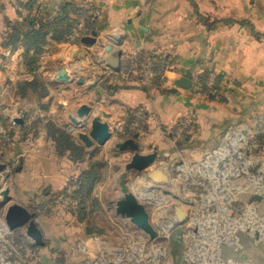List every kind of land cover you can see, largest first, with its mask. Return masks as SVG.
<instances>
[{"label":"crops","instance_id":"1","mask_svg":"<svg viewBox=\"0 0 264 264\" xmlns=\"http://www.w3.org/2000/svg\"><path fill=\"white\" fill-rule=\"evenodd\" d=\"M20 1L31 6L29 15L34 28L48 23H52V28L42 49L37 51L35 45L25 42L31 28L26 21L29 16L20 12L13 0H0V110L5 116L28 115L43 121L37 136H31L23 147L15 144L14 153L9 152L5 161L12 167V183L18 189L16 195L12 185L14 201L30 210L35 208V220L44 235L42 222H52V228H59L60 232L67 225H74L73 212L66 207L67 201H62L61 192L86 164L85 157L73 167L70 151L59 150L52 137L46 139L45 122L74 130L70 116L77 117L78 108L87 104L92 107V115H101L112 130V138L105 145L93 147L105 156H121L127 162L131 152L118 151L116 143L135 135L129 136L124 130L125 118L131 113L133 121L136 108L157 116L168 128L182 119L188 122V144H213L234 124L264 127V0ZM88 6L96 8L97 21L89 32L96 42L56 38L62 35L61 23L57 21L69 15L75 17V9ZM198 19L222 22L216 27V22L211 26L192 22ZM115 36L120 37V42ZM119 51L121 68L116 71L110 63ZM156 54L163 57L167 69L160 85L149 90L140 82L137 68L147 56ZM32 56L36 60L30 65L28 59ZM205 70L222 74L224 99L195 93L200 72ZM61 71H65L67 80L60 79ZM181 76L193 80L190 89L176 84ZM36 79L37 87L29 86ZM80 79L85 82L79 83ZM89 83L94 84L90 87ZM23 125L12 123L10 127L21 131ZM82 128L88 131L90 127L86 123ZM261 134L264 131L258 137ZM73 140L83 146L77 137ZM139 141L144 150L147 143L141 134ZM20 157L22 168L15 170ZM52 196L59 198L57 202ZM51 211H58L57 216ZM64 211L70 215L63 216ZM61 238L65 239L63 235ZM257 238L258 235L255 243L259 242ZM86 239L85 258L103 249L101 241ZM114 248L107 250L112 257L117 254ZM247 259L250 260L249 255L242 252V261Z\"/></svg>","mask_w":264,"mask_h":264},{"label":"rangeland","instance_id":"2","mask_svg":"<svg viewBox=\"0 0 264 264\" xmlns=\"http://www.w3.org/2000/svg\"><path fill=\"white\" fill-rule=\"evenodd\" d=\"M21 10L26 16L30 14L27 7ZM204 20L192 22L208 26L216 22L215 27L222 22ZM216 77L218 75L210 72L208 81L213 79L217 82ZM207 85L209 91V82ZM197 87L195 93L204 91L202 84ZM218 90L222 93L221 89ZM221 97L222 94L217 98L222 100ZM153 116L148 112L146 123L143 122V125L140 121L136 128V121L125 118L124 131L132 136V130L129 133L128 128L133 127L137 132L141 130L139 136L143 135L147 143L143 152H159L157 162L142 176L136 175V171L127 173L131 190L150 212L158 232L154 239L115 212L116 201L121 195V174L125 171L127 159L116 155L105 156L99 149L80 141L88 148L84 169L93 163L99 172L90 191V214L83 220L72 211L75 223L67 225L63 232L59 228L53 229L52 222H42L45 232L43 246L35 244L25 227L10 230L6 226L7 231H2L0 226V264H264V134L258 137L264 127L234 124L212 141L213 144L193 141L190 147V128L182 127L181 130V126L178 127L183 119L178 125L168 128L157 116ZM32 117L14 118L5 116L0 110V165L6 164L5 169L0 170V201L5 198L7 190L12 200L13 193L17 195L18 189L15 190L11 178L12 167L5 157L9 152L14 153L16 145L23 147L30 142L31 136L32 139L37 136L39 124L43 121L40 117ZM12 123L24 124L22 130L15 131L10 127ZM44 124L48 133L46 139H50L52 133L48 124ZM58 125L73 139L77 137L80 140L78 134L85 131L82 127L73 130ZM2 129L6 130L5 134ZM74 153L70 152L69 157L76 168L80 160L75 158ZM151 172L157 175L151 177ZM73 184L67 182V189ZM143 193L149 194V198H145ZM69 198L66 197L68 201ZM54 207H57L56 203ZM68 208L77 210L72 204H68ZM31 210L36 212L34 207ZM57 212L51 214L57 216ZM62 214L70 215L65 211ZM4 222V206H0V225ZM89 227L93 231H89ZM86 237L101 241L102 245H99L103 248L100 252L97 249L98 253L89 258L84 257ZM111 247H115L117 252L113 257L107 251ZM244 251L250 258L245 263L242 261Z\"/></svg>","mask_w":264,"mask_h":264},{"label":"water","instance_id":"3","mask_svg":"<svg viewBox=\"0 0 264 264\" xmlns=\"http://www.w3.org/2000/svg\"><path fill=\"white\" fill-rule=\"evenodd\" d=\"M115 39L118 42L121 40L119 36H115ZM96 40L95 37L89 35L82 38L83 42L91 44L95 43ZM107 50L111 51V47H107ZM121 54L122 51H119L111 59L110 64L116 71H119L121 68ZM60 74L61 80H67L65 71H61ZM84 82V79L79 80V83ZM93 84L89 83V86L91 87ZM176 84L179 87L190 89L193 85V80L188 76H181L176 81ZM92 114V107L83 104L77 110V117L71 115L70 118L76 128L82 127L86 123L89 124L90 128L87 132L81 131L78 134L80 140L86 146L91 147L94 144L105 145L112 138L110 124L101 115ZM103 116H107V113H103ZM116 149L120 152H131V157L125 164V171L121 174V195L116 201L115 212L118 216L130 220L151 239H154L158 232L151 221L150 212L147 205L131 190L127 173L128 171H136V175L142 176L145 170H148L157 162L159 152L157 150L143 152V146L139 141V133H135L133 137L117 142ZM5 167L6 164L0 165V170L5 169ZM21 168L22 158L20 157L19 161L14 165V169L20 170ZM7 172L9 173V171ZM156 175L155 172L150 173L151 177H155ZM0 206H4V220L10 230L25 227L27 235L33 239L36 245L43 246L45 244L43 231L36 222L34 213L26 206L12 200L8 190L6 191L5 198L0 201Z\"/></svg>","mask_w":264,"mask_h":264},{"label":"trees","instance_id":"4","mask_svg":"<svg viewBox=\"0 0 264 264\" xmlns=\"http://www.w3.org/2000/svg\"><path fill=\"white\" fill-rule=\"evenodd\" d=\"M18 2V0H17ZM21 6L23 7H27L30 10V13L32 14V8L28 3H23V2H18ZM95 7L94 6H88V7H84V8H78L75 9L74 11V15H76L75 17L73 16H65L64 19H60L59 24L61 23L60 31L62 33V35L57 36L56 38H65L66 40H68V35L71 33L73 27L75 26L78 18L80 16H82L83 14L87 16V22H88V30L87 32H91L93 29L94 24L97 21V18L95 16ZM20 11V10H19ZM21 12V11H20ZM29 16V17H28ZM28 19H26L27 22H29L30 24V30L26 33L25 35V42H27L28 45H35L37 48V51H40L42 49V46L45 44L46 42V36H47V32L49 31V29L52 28V23L51 24H46L42 27L39 28H34V23L31 22V17L32 15H28ZM24 17V18H27ZM203 21H205L203 19ZM46 28V30H45ZM36 58L35 56H32L31 58L28 59V63L30 65H33V63L35 62ZM209 75H210V71H202L200 73L199 76V83L202 84V90L204 91H208V85L207 83L209 82ZM221 77L222 74L219 73V76L216 77V81L215 85L213 87L212 92H208V96L209 99H216L218 97V95H220L221 93L218 92V89H221L222 84H221ZM162 78L161 75H158L156 80H155V87H158V85H160V83L162 82ZM38 79H36L35 84L34 85H29L32 86V88H36L37 85L36 83ZM39 84V83H38ZM43 89L45 90V86L42 85ZM222 99H224V97H221ZM139 110H143L142 108H136L134 109V116H133V121H136L138 119L137 117V112ZM144 112V111H143ZM148 113V111L144 112V116L140 119V121L143 123L146 121V114ZM146 123V122H145ZM143 123V125L145 124ZM49 128H50V133H52L51 137L53 140H55L57 147L59 150L61 151H70V152H75L74 154L76 155V159H84L86 157V151L84 149L83 146L81 145H77L72 136L70 135L69 132L65 131L64 129L62 130L59 126L55 125L54 123H50L48 124ZM144 126H142L143 128ZM141 128V129H142ZM130 129V128H128ZM132 135H134L135 133H137V131H135V129H132ZM131 130L129 133H131ZM134 130V131H133ZM137 130V129H136ZM139 133H141V130L138 131ZM130 135V134H129ZM189 137V135H188ZM91 166L88 167L87 169H84L81 171V173L76 176V177H72V179H70L68 181V184H72V183H78L79 184V188L78 190L72 194L71 196L68 195L67 193V184L66 186H64L61 194L63 195V199L65 200L66 197H77L79 198V206L77 207V210H71V208H69V210L78 215H80L81 219H85V217L87 216V214H90L88 211V207H89V199H90V191H91V187L94 183V180L98 178L99 176V172L95 166V164H90ZM54 201L57 202L58 197L56 196H52ZM57 198V199H56ZM69 198V199H70ZM65 201H67L68 203V199H66ZM68 207V205H67ZM89 231H93L92 227H89L88 229Z\"/></svg>","mask_w":264,"mask_h":264},{"label":"built area","instance_id":"5","mask_svg":"<svg viewBox=\"0 0 264 264\" xmlns=\"http://www.w3.org/2000/svg\"><path fill=\"white\" fill-rule=\"evenodd\" d=\"M15 6L22 11V7L16 0H13ZM88 30V22H87V16L82 15L78 18L75 26L73 27L71 33L68 35V40L70 42H77L82 40L84 36L89 35L87 32ZM169 68V67H168ZM167 69V66L163 64V57L159 56L158 54L147 56L145 60L142 62L141 65L137 68V74L139 76L140 82L146 86V87H155V80L158 75H161V78L164 79V73ZM215 81L211 79L209 81V91H199L198 93L202 96H208V92H211L213 90ZM144 116L143 111L137 112L138 119L134 123V127L140 125V119ZM188 122L183 121L181 127L179 129L183 130L187 126ZM183 127V128H182ZM2 132L5 134L6 130L2 129ZM79 188V184L74 183L71 187H68L67 192L69 195L74 194ZM68 204H72L74 208L79 206V198L77 197H71L68 201Z\"/></svg>","mask_w":264,"mask_h":264},{"label":"bare ground","instance_id":"6","mask_svg":"<svg viewBox=\"0 0 264 264\" xmlns=\"http://www.w3.org/2000/svg\"><path fill=\"white\" fill-rule=\"evenodd\" d=\"M219 159H220V158H219ZM143 194H144V193H143ZM149 196H150L149 194H144V197H145V198H149ZM0 226H1V227H2V229H3L2 231H4V230H6V231H7V228H6V226H7V225H6V223H5V222H4V223H1V225H0Z\"/></svg>","mask_w":264,"mask_h":264}]
</instances>
